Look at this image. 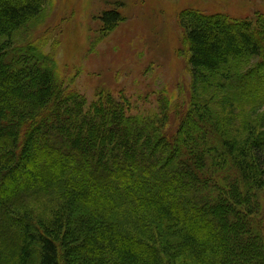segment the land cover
Returning a JSON list of instances; mask_svg holds the SVG:
<instances>
[{
	"label": "trees",
	"instance_id": "16d2710c",
	"mask_svg": "<svg viewBox=\"0 0 264 264\" xmlns=\"http://www.w3.org/2000/svg\"><path fill=\"white\" fill-rule=\"evenodd\" d=\"M48 6L0 0L3 251L14 264H264V116L232 119L264 108V14L178 16L191 81L169 138L166 99L151 120L108 98L85 111L63 89L54 55L25 42ZM120 20L104 13L103 30ZM40 197L57 210L19 212Z\"/></svg>",
	"mask_w": 264,
	"mask_h": 264
},
{
	"label": "rangeland",
	"instance_id": "374dc122",
	"mask_svg": "<svg viewBox=\"0 0 264 264\" xmlns=\"http://www.w3.org/2000/svg\"><path fill=\"white\" fill-rule=\"evenodd\" d=\"M48 1L45 14L28 26L25 42L33 43L43 54L54 55L63 89L77 92L86 103L85 111H90L99 98L111 99L123 106L126 116L151 120L161 113L166 99L171 107L165 127L169 138L187 109L191 81L183 59L185 45L178 16L187 10L248 20L264 14V0ZM110 11H116L121 20L112 30L104 31L101 17ZM246 99L249 98L240 100L243 103ZM245 105L248 104L238 108L244 109L242 114L236 110L240 115L232 116L238 117L236 123L241 128L243 119L262 120L264 116V108ZM141 122L145 127L148 124L145 120ZM260 204L259 217L264 228L262 197ZM19 209L20 213L27 209L36 213L34 216H49L57 210V204L46 197L31 198ZM3 249L0 244V251ZM5 250L9 254L1 253L9 257L8 264H14L10 257L15 253Z\"/></svg>",
	"mask_w": 264,
	"mask_h": 264
}]
</instances>
